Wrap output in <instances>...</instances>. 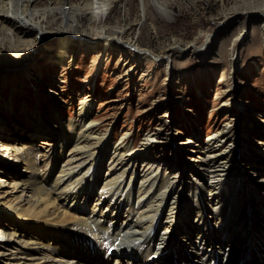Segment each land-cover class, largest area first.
Masks as SVG:
<instances>
[{"label": "bare ground", "instance_id": "obj_1", "mask_svg": "<svg viewBox=\"0 0 264 264\" xmlns=\"http://www.w3.org/2000/svg\"><path fill=\"white\" fill-rule=\"evenodd\" d=\"M113 2L51 0L41 6L39 0H0V42L37 48V40L55 39L60 51L56 62L69 66L70 41L86 37L79 35V16L100 18ZM150 2L162 16L173 18L168 3ZM146 8L143 0L144 12ZM239 13L259 21L264 32V3L242 4L233 11ZM119 33L113 27L94 28L92 36L104 41L105 50L118 41L137 49L141 58L150 57L137 40L125 41ZM151 57L157 64L165 61L170 70V59ZM103 64L100 58L95 75ZM93 105L86 96L74 118L37 115L44 127L33 134L31 144L16 145L0 136V184L10 186L0 193V264H264V195H257L264 194V177L257 191L246 184L250 177L243 167L249 163L235 167L238 145L230 123L215 127L205 144L189 150L195 180L178 181L139 159L158 141L157 133L145 134L140 148L128 133L115 140L91 117ZM20 163L28 179L9 184L2 177L4 166ZM62 199L90 206L88 216L69 208L60 211ZM123 211L125 220L115 226ZM193 211L196 216L189 217ZM10 215L14 219L7 228L2 218Z\"/></svg>", "mask_w": 264, "mask_h": 264}, {"label": "rangeland", "instance_id": "obj_2", "mask_svg": "<svg viewBox=\"0 0 264 264\" xmlns=\"http://www.w3.org/2000/svg\"><path fill=\"white\" fill-rule=\"evenodd\" d=\"M150 1L145 12L143 0H114L107 15L79 16V35L86 37L70 41L69 66L56 62L60 51L55 39L37 40V48L0 42V136L16 145L31 144L33 134L44 127L36 122L37 115L74 118L87 96L94 103L91 117L102 130H109L115 140L128 133L138 148L145 134L157 133L153 147L142 151L145 155L139 152L140 161L155 163L161 175L173 180L189 181L195 180L189 150L205 144L215 127L230 123L238 145L235 167L249 163L243 167L250 177L246 184L258 191L264 177V32L259 21L233 11L264 0H161L172 8L171 19ZM50 2L39 0L41 6ZM105 27L119 30L125 41L137 40L153 56L170 59V70L165 61L157 64L152 54L141 58L137 49L118 41L103 49L104 41L92 33ZM187 46L194 51H183ZM100 58L103 68L95 75ZM3 169L9 184L29 177L22 163ZM9 188L0 184V193ZM65 201H58L60 211L69 208L79 217L88 216L90 206ZM125 218V211L118 213L113 224ZM9 219L14 218H2L7 228Z\"/></svg>", "mask_w": 264, "mask_h": 264}]
</instances>
